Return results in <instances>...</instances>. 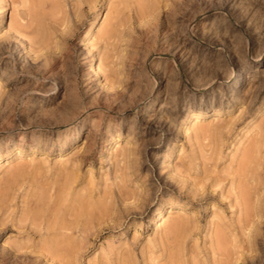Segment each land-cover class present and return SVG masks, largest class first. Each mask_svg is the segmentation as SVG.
<instances>
[{"label": "rangeland", "instance_id": "rangeland-1", "mask_svg": "<svg viewBox=\"0 0 264 264\" xmlns=\"http://www.w3.org/2000/svg\"><path fill=\"white\" fill-rule=\"evenodd\" d=\"M175 262L264 264V0H0V264Z\"/></svg>", "mask_w": 264, "mask_h": 264}, {"label": "bare ground", "instance_id": "bare-ground-1", "mask_svg": "<svg viewBox=\"0 0 264 264\" xmlns=\"http://www.w3.org/2000/svg\"><path fill=\"white\" fill-rule=\"evenodd\" d=\"M88 33H89V30H88V32H87V34H86V36L88 35ZM85 36V37H86ZM240 83H241V72L240 71H236L235 72V74L231 77V83H230V85H231V87L232 88H237L239 85H240ZM149 106V107H148ZM147 106V108H146V110H150L152 107L150 106V105H148ZM193 118V114H187V115H185L184 116V120L182 121V123H181V126L182 127H185V124H187L188 123V121L189 120H191ZM245 163V162H244ZM240 164L241 165V167L239 166V171H240V173L237 171V173L238 174H242L243 175V177L240 175H238L237 174V176H238V178L239 179H241V180H243V179H245L244 178V173L246 172V169H247V164L245 163V164ZM248 167H249V165H248ZM246 173H248V171L246 172ZM247 175V174H246ZM236 176V175H235ZM236 176V177H237ZM235 177V178H236ZM242 177V178H241ZM245 177H247V176H245ZM233 178V177H232ZM237 179V178H236ZM233 181H234V179H232ZM236 181V180H235ZM239 182H240V180H239ZM236 183V182H235ZM58 194V193H57ZM246 194V193H245ZM245 194H244V192L243 193H241V195H238V197H237V199H240V200H244L245 198L244 197H246L245 196ZM59 195V194H58ZM60 196H62V194H60ZM56 197H58V196H56ZM68 199V198H67ZM45 200V199H44ZM43 200V201H44ZM58 200V199H57ZM56 200V201H57ZM83 200V199H82ZM58 201H60V200H58ZM79 201L81 202V200L79 199ZM78 201V202H79ZM38 202H40V201H38ZM45 202V201H44ZM43 203V202H42ZM53 204H55L54 202H52ZM52 203H48L49 204V206H50V204H52ZM84 203V202H83ZM59 205L61 204V203H58ZM58 204H56V205H58ZM67 204H69V203H67ZM65 205V207L67 206L68 207V205ZM71 204V203H70ZM36 205V204H35ZM74 205V204H73ZM186 205V204H185ZM37 206H41V205H37ZM85 206H87V205H85ZM45 207H46V205H45ZM52 207H54L53 205H52ZM51 207V208H52ZM78 207V206H77ZM81 207V206H80ZM80 207H78L79 209H80ZM183 207V206H182ZM184 207H188V206H184ZM58 208V207H57ZM63 208V207H62ZM74 208V207H73ZM82 208H84V207H82ZM55 210H54V212H53V214H52V216H50V218H49V216L47 215V214H45L44 216L47 218V216H48V219H46L45 220V222H46V225H45V227H46V229H44L45 231H43V233L45 234L44 235V242L43 243H41L42 244V246L40 245V243H39V247L40 248H42V250H44V252H47L48 254H52L53 255V257H55L54 256V254L55 255H63V254H67V253H69V249H70V246H71V244L73 245V243L71 242V238H70V234H68V230H69V228H71V227H69V225L67 224V222H65V221H67L66 219H64V217H63V215L64 214H62L63 212H61L60 210H58V209H56V208H54ZM75 209V208H74ZM52 210H53V208H52ZM66 209H64V211H65ZM76 210H78V209H76ZM75 210V211H76ZM35 211V209L33 208V211L32 212H34ZM40 211V208H39V210L37 211V212H39ZM51 211V210H50ZM49 211V212H50ZM70 211V210H69ZM79 211V210H78ZM88 211V210H87ZM36 212V215H39L38 213ZM41 212V211H40ZM48 212V211H47ZM48 212V213H49ZM66 212V211H65ZM42 213V212H41ZM74 213V212H73ZM77 213V212H76ZM43 214H44V212H43ZM51 214V213H50ZM69 214V213H68ZM67 214V215H68ZM75 214V213H74ZM74 214H72V215H74ZM79 214V213H78ZM41 215V214H40ZM88 215V214H87ZM42 216V215H41ZM45 217H43L44 219H45ZM71 217V216H70ZM73 217V216H72ZM78 217V216H77ZM33 218V217H32ZM67 218V217H66ZM75 218V217H74ZM33 220H34V222H36L37 220L36 219H34L33 218ZM36 220V221H35ZM43 220V219H42ZM162 221H163V216L161 215V213L159 214V217H158V220L154 223V225H156V226H158V225H161L162 224ZM33 222V223H34ZM40 221L38 220V222L35 224L34 223V225H36L37 226V224L38 225H40L41 224V222L39 223ZM43 222H44V220H43ZM82 222V221H81ZM84 222H85V220H84ZM83 223V222H82ZM81 223V224H82ZM73 224V223H72ZM33 225V224H32ZM80 225V224H79ZM82 226V225H81ZM183 225H182V222H180V221H173V222H170V224H169V230L171 231V232H174V233H176V231H177V228H181ZM44 227V226H43ZM73 227H74V225H73ZM76 228V227H75ZM31 229H32V227H31ZM34 230V229H33ZM78 230V229H77ZM176 230V231H175ZM35 231V230H34ZM82 231H84V230H82ZM40 232V231H39ZM73 232V231H72ZM170 232V233H171ZM42 233V234H43ZM40 234V233H39ZM74 241V240H73ZM41 242V241H40ZM71 243V244H70ZM74 247V246H73ZM75 247H76V245H75ZM74 249V248H73ZM40 250V249H39ZM73 253V252H72ZM175 254H173V252L171 253V254H169V262L173 259V261L175 260V261H178V257H177V255L179 256V254H177L176 255V252H174ZM176 255V256H171V255ZM68 255V254H67ZM65 257H67L66 255H65ZM70 257V256H69ZM72 257H73V254H72ZM170 257H172V258H170ZM71 258V257H70ZM173 261H171V262H173ZM174 263V262H173ZM172 264V263H171ZM175 264H176V262H175Z\"/></svg>", "mask_w": 264, "mask_h": 264}]
</instances>
